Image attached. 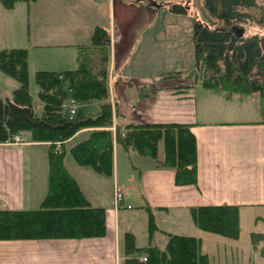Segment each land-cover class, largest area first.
<instances>
[{
  "label": "crops",
  "instance_id": "obj_1",
  "mask_svg": "<svg viewBox=\"0 0 264 264\" xmlns=\"http://www.w3.org/2000/svg\"><path fill=\"white\" fill-rule=\"evenodd\" d=\"M42 1L36 0V27L41 28L42 18V24L47 20L43 26L48 29L36 31L39 46L48 45L50 29L57 24L67 26L65 36L76 47L86 42L94 26L108 31L106 101L111 104L114 128L119 125L123 133L127 122L190 126L195 143L196 182L175 184L174 170L163 164L158 144L157 154L151 158L113 141L110 176L78 165L68 149L86 138L91 130L81 129L63 142L62 163L88 203L104 209V235L80 240H0V264H120L125 257L119 237L121 224L124 233L132 234L136 247L163 249L170 234L199 238L200 251L207 254L210 264H218L203 249L202 233L206 231L194 224L190 208L211 204L237 205L238 211L264 207V122L257 94L226 96L222 91L201 87L178 75L167 78L170 72L184 71L187 67L161 73L146 72L145 68H153L154 63H166L168 56L160 45L176 41L180 34L177 30L169 32L167 22L159 18L158 10L153 7L155 0H71L79 9L74 11L67 7L63 12L58 0H50L45 9ZM42 8L44 11L40 12ZM151 43L159 46L152 61L146 49ZM176 55L180 57L183 53ZM188 57H184V62ZM182 85L191 87L183 94L175 93L174 87ZM29 144L0 143V209L36 208L46 191L47 144L31 141V145H36V156L31 153ZM34 157L36 169L33 168ZM114 186L124 191L123 204L134 208L114 207ZM148 213L154 224L150 235ZM137 236L143 241L138 243ZM215 237L212 239L214 248L219 242L224 251L238 248L233 245L236 239ZM234 262L232 264H237Z\"/></svg>",
  "mask_w": 264,
  "mask_h": 264
},
{
  "label": "trees",
  "instance_id": "obj_2",
  "mask_svg": "<svg viewBox=\"0 0 264 264\" xmlns=\"http://www.w3.org/2000/svg\"><path fill=\"white\" fill-rule=\"evenodd\" d=\"M17 1L31 3L36 0H0V4L8 9ZM202 6L210 18L222 23L220 27L210 28L194 20L192 66L184 71L170 72L167 78L178 75L201 87L222 91L226 96L256 93L264 122V0H202ZM186 9L179 4L170 7L177 14H185ZM229 26L242 27L244 32L235 37L226 33ZM109 51V33L96 25L89 41L78 45L75 68L62 72L35 71L36 94L42 106L37 114L27 90L26 50H0V71L18 82L10 99L0 98V143L14 134L28 133L29 140L47 144L46 191L36 208L0 209V240H80L104 235V209L88 203L62 163L63 142L84 128L91 129L87 137L68 149L78 165L110 176L113 141L151 158L156 156L157 144L161 141L162 162L173 168L174 183L195 184V143L188 124L127 122L123 125V133L119 125L112 133V108L106 101ZM62 81L65 89L59 86ZM189 87L177 86L174 92L183 94ZM66 98L75 102H100L99 109L94 114L77 110L69 116L64 110ZM190 215L200 230L230 239L237 237V205L196 206L190 208ZM153 229L152 216L148 213V235ZM199 243V238L193 236L170 234L163 249L136 247L132 234L126 232L123 237L125 257L120 264H210L207 254L200 251ZM261 252L264 254V249Z\"/></svg>",
  "mask_w": 264,
  "mask_h": 264
},
{
  "label": "rangeland",
  "instance_id": "obj_3",
  "mask_svg": "<svg viewBox=\"0 0 264 264\" xmlns=\"http://www.w3.org/2000/svg\"><path fill=\"white\" fill-rule=\"evenodd\" d=\"M107 1V0H106ZM156 5L153 6L159 12V18L163 22H167L169 32L172 30L179 31L178 39L170 40L169 42H162L160 47L165 51L168 59L161 65L154 63L153 68H145L149 73H161L180 70L183 67L189 69L192 66V47H191V27L194 20H199L205 23L210 28L220 27L221 21L210 18L202 6V0H155ZM50 0H43L42 7L45 9ZM60 3V12L67 10V7L72 10H78L77 5L73 4L71 0H58ZM172 4H179L186 6L185 14H177L170 10ZM40 11L43 12L44 10ZM91 9V7H88ZM80 11H83L81 9ZM43 14V13H41ZM41 18L40 26L36 27V1L25 3L17 1L11 8H4L0 4V50L10 48H23L26 50V73H27V90L29 92L31 103L37 114L41 111V103L37 99V86L35 84L34 74L37 70H47L62 72L64 70L73 69L76 67V57L78 54V46H72L71 42L65 36L68 32L67 26L57 24L50 29V39H47L48 45L39 46L36 36L37 30L45 31L47 26L42 24ZM104 22V20H101ZM43 32H41V35ZM67 38V40H66ZM88 38V39H87ZM86 42L89 41L87 37ZM42 40V39H41ZM40 40V41H41ZM85 42V43H86ZM61 45V46H59ZM159 46L155 44L146 45L149 54V60L155 59V51ZM183 53L178 57L177 53ZM189 56L184 62V57ZM191 56V57H190ZM153 71V72H151ZM147 75V74H146ZM18 86V82L9 75L0 71V98L2 100L10 99L11 92ZM59 86L66 88L65 82H60ZM70 98H66L65 105L67 107ZM75 112L82 111L84 114H94L97 112L98 102H74ZM112 133H115L113 122L110 126ZM26 141H29L28 133H21ZM30 151L36 156V145H31L29 142ZM28 145V144H26ZM158 152L162 153V142H158ZM35 158V157H34ZM42 164L43 162H39ZM33 168L36 169V158ZM125 206V204H123ZM123 206V207H124ZM130 208L133 205L128 204ZM132 206V207H131ZM126 207V206H125ZM128 207V208H129ZM127 208V207H126ZM148 217V216H147ZM146 220V218H145ZM144 220V222H145ZM146 223V222H145ZM124 228L122 224L119 226L120 244L123 249ZM137 231V230H136ZM252 234H255L252 236ZM261 234V236L257 235ZM219 236L209 232H203L202 238L204 243L202 245L209 255L213 257L214 263L218 264H264V254L261 252L264 249V207H246L240 208L238 211V234L235 238L237 241L233 243L235 248H230L229 251L222 249V243L214 248L215 244L212 239ZM222 237V236H221ZM223 238V237H222ZM138 243L142 242L140 236H137ZM227 240V239H226ZM229 240V239H228ZM230 245V243H228ZM164 244L162 245V247ZM121 249V248H120ZM201 250V249H200ZM121 251V250H120Z\"/></svg>",
  "mask_w": 264,
  "mask_h": 264
},
{
  "label": "built area",
  "instance_id": "obj_4",
  "mask_svg": "<svg viewBox=\"0 0 264 264\" xmlns=\"http://www.w3.org/2000/svg\"><path fill=\"white\" fill-rule=\"evenodd\" d=\"M74 102L75 101L70 98L69 103H68V107H67V113L69 116H72L75 113ZM66 105L64 104L65 108H66ZM6 142L9 144H13V145H23V144L29 143V141H26L21 133L14 134ZM56 149H58V143H56ZM124 195H125V193L121 187L114 186L113 194H112V203H113L114 207L117 208V207H121L123 205ZM126 207L128 208L129 206L126 205Z\"/></svg>",
  "mask_w": 264,
  "mask_h": 264
},
{
  "label": "water",
  "instance_id": "obj_5",
  "mask_svg": "<svg viewBox=\"0 0 264 264\" xmlns=\"http://www.w3.org/2000/svg\"><path fill=\"white\" fill-rule=\"evenodd\" d=\"M226 33L232 34L235 37L242 35L243 29L238 26H229L226 30Z\"/></svg>",
  "mask_w": 264,
  "mask_h": 264
}]
</instances>
